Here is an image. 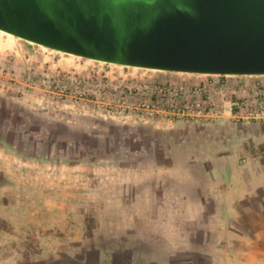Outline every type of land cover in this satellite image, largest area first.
Listing matches in <instances>:
<instances>
[{
    "label": "rangeland",
    "instance_id": "rangeland-1",
    "mask_svg": "<svg viewBox=\"0 0 264 264\" xmlns=\"http://www.w3.org/2000/svg\"><path fill=\"white\" fill-rule=\"evenodd\" d=\"M212 78L230 94L264 81L110 63L0 29V250L16 252V264H96L101 250L126 258V248L137 260L165 254L176 244L153 223L157 204H199V185L213 204L211 172L264 168V120L170 125L130 109L158 85ZM230 183L229 204H264V192L243 198L240 181Z\"/></svg>",
    "mask_w": 264,
    "mask_h": 264
},
{
    "label": "water",
    "instance_id": "water-1",
    "mask_svg": "<svg viewBox=\"0 0 264 264\" xmlns=\"http://www.w3.org/2000/svg\"><path fill=\"white\" fill-rule=\"evenodd\" d=\"M0 29L121 65L264 75V0H0Z\"/></svg>",
    "mask_w": 264,
    "mask_h": 264
},
{
    "label": "crops",
    "instance_id": "crops-1",
    "mask_svg": "<svg viewBox=\"0 0 264 264\" xmlns=\"http://www.w3.org/2000/svg\"><path fill=\"white\" fill-rule=\"evenodd\" d=\"M225 161L223 158L222 162ZM211 173L213 175L210 176L213 179V190L209 189V195H213L211 200L214 202L213 204H207L209 200L204 196L205 192L199 185V198L197 199L199 204L156 205L155 209L163 212V215L160 213L155 215V217L159 215V219H157V223L153 219V223L160 225L161 228L166 226L160 234L164 237L162 240L168 244H176L169 248L165 254L160 256L161 253H158L160 254L158 256L154 253L155 250H150L145 252L143 260L140 258L137 260L134 251L136 249L126 248V258L121 256L124 251L117 252L118 258H116L114 252L109 255L107 250H101L95 263L264 264V204H229L232 202L227 199L229 197L232 200L237 193L235 190L237 188H233L230 183V179L233 180V178L240 181L243 198L252 196L253 193L264 192V168L257 169V172L251 175L239 174L238 177L231 175L229 168L221 170L218 174ZM251 177H254L255 180H252ZM257 180L261 182L257 184ZM247 194L248 196H246ZM184 199L187 200L188 197ZM215 201L224 203L227 201V204H215ZM10 206L12 209L19 205L6 204L3 208L8 210ZM174 218L176 220H173ZM168 228L172 233L167 231ZM172 229L175 230L172 231ZM5 238L3 240L7 242ZM0 240L3 242L1 237ZM67 241L64 237L62 243ZM15 255L16 252L6 253L0 250V264H16ZM109 256L112 259L108 258ZM85 260L94 259L88 258L82 261Z\"/></svg>",
    "mask_w": 264,
    "mask_h": 264
},
{
    "label": "built area",
    "instance_id": "built-area-1",
    "mask_svg": "<svg viewBox=\"0 0 264 264\" xmlns=\"http://www.w3.org/2000/svg\"><path fill=\"white\" fill-rule=\"evenodd\" d=\"M221 75V74H201ZM247 93L229 92L225 82L209 80L186 81L158 85L151 97H141L130 106L131 111L148 120L174 125L197 122L216 125L227 118L238 121L264 120V81L244 83Z\"/></svg>",
    "mask_w": 264,
    "mask_h": 264
}]
</instances>
